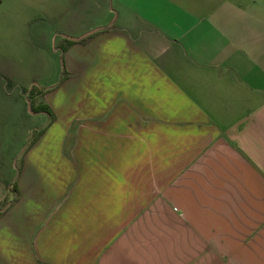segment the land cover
I'll return each mask as SVG.
<instances>
[{
    "label": "crops",
    "instance_id": "0c3cea01",
    "mask_svg": "<svg viewBox=\"0 0 264 264\" xmlns=\"http://www.w3.org/2000/svg\"><path fill=\"white\" fill-rule=\"evenodd\" d=\"M99 6L114 19L65 52L58 151L25 154L0 210V264H264V0Z\"/></svg>",
    "mask_w": 264,
    "mask_h": 264
},
{
    "label": "rangeland",
    "instance_id": "374dc122",
    "mask_svg": "<svg viewBox=\"0 0 264 264\" xmlns=\"http://www.w3.org/2000/svg\"><path fill=\"white\" fill-rule=\"evenodd\" d=\"M99 4L109 8L112 0H0V145L12 157L8 186H24L26 153H57V111L66 119L72 108L65 52L75 45L65 38L110 23L115 15L107 22ZM40 104L51 114L38 111ZM14 196L8 187L1 211Z\"/></svg>",
    "mask_w": 264,
    "mask_h": 264
},
{
    "label": "trees",
    "instance_id": "16d2710c",
    "mask_svg": "<svg viewBox=\"0 0 264 264\" xmlns=\"http://www.w3.org/2000/svg\"><path fill=\"white\" fill-rule=\"evenodd\" d=\"M82 40L83 39H81V41ZM65 41L68 42V43H74L73 40H70V39H67V38H65ZM36 108L38 109V111L46 112L49 115L51 114V111H50L49 107L46 104H40ZM9 190L14 192V194H15L14 200L18 199L19 192H18V188H17V185H16L15 182L10 185Z\"/></svg>",
    "mask_w": 264,
    "mask_h": 264
},
{
    "label": "water",
    "instance_id": "95a60500",
    "mask_svg": "<svg viewBox=\"0 0 264 264\" xmlns=\"http://www.w3.org/2000/svg\"><path fill=\"white\" fill-rule=\"evenodd\" d=\"M95 30H91L90 32H86V33H84V34H82L81 36H78V37H66L67 39H70V40H79V39H81V38H83V37H85L86 35H88V34H90V33H92V32H94Z\"/></svg>",
    "mask_w": 264,
    "mask_h": 264
}]
</instances>
